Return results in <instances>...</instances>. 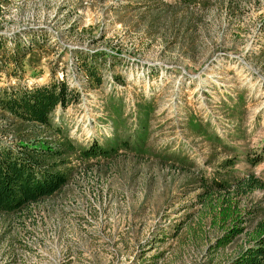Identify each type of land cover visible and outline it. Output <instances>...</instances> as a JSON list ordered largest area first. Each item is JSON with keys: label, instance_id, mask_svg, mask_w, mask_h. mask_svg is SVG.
Here are the masks:
<instances>
[{"label": "rangeland", "instance_id": "374dc122", "mask_svg": "<svg viewBox=\"0 0 264 264\" xmlns=\"http://www.w3.org/2000/svg\"><path fill=\"white\" fill-rule=\"evenodd\" d=\"M0 50V87L78 94L52 127L0 110L1 146L66 150L70 173L0 213V264H222L249 246L264 188L236 185H264V0H0ZM223 199L246 221L219 246Z\"/></svg>", "mask_w": 264, "mask_h": 264}, {"label": "trees", "instance_id": "16d2710c", "mask_svg": "<svg viewBox=\"0 0 264 264\" xmlns=\"http://www.w3.org/2000/svg\"><path fill=\"white\" fill-rule=\"evenodd\" d=\"M19 53V56L14 58L17 63L16 68L23 64V59L27 54L25 50ZM21 57L22 60H20ZM3 59L7 63L6 57ZM4 65L2 61L0 69ZM90 74H93V71ZM97 81L100 83L101 78L98 77ZM77 98L78 94L64 81L36 84L32 87H0V110L24 122L52 127L51 115L58 108L65 109ZM65 143H68L67 147L74 149L69 141L66 140L63 144ZM17 145L18 147L0 145V213L16 211L38 202L43 197L53 195L69 180V168L64 166L68 159L62 157L65 155L63 151L66 150L36 143L21 142ZM109 151L93 144L84 151V155H105ZM203 181L219 190H226L230 187L226 182L216 179L204 178ZM236 186L245 193L255 188H264V185L257 182L254 177H248L238 182ZM219 208V216L222 220L220 225L223 232L217 237L216 244L225 246L244 232L243 224L246 220L244 214L239 212L237 203L232 200L223 199ZM253 234L248 247L222 264H264V220L259 223Z\"/></svg>", "mask_w": 264, "mask_h": 264}]
</instances>
